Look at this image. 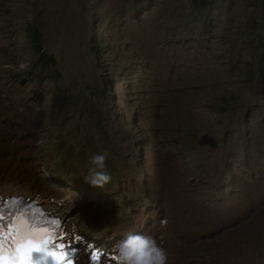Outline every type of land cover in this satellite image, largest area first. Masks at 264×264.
I'll use <instances>...</instances> for the list:
<instances>
[{"label": "rangeland", "instance_id": "1", "mask_svg": "<svg viewBox=\"0 0 264 264\" xmlns=\"http://www.w3.org/2000/svg\"><path fill=\"white\" fill-rule=\"evenodd\" d=\"M199 4L0 0V128L7 121L3 130L18 137L13 148L0 145V156L34 174L41 145L28 137L53 145L59 153L41 161L49 189L38 191L101 244L130 227L150 229L147 219L164 214L171 264H264V85L258 74L248 80L252 46L261 44L249 30L260 32L264 9L234 0L224 15L200 17ZM29 28L56 65L38 64ZM57 86L67 97L83 94L82 113L70 104L51 116ZM205 134L216 149L200 145ZM104 146L108 168L125 173L103 190L85 182L81 166ZM7 179L1 196L13 187Z\"/></svg>", "mask_w": 264, "mask_h": 264}, {"label": "clouds", "instance_id": "2", "mask_svg": "<svg viewBox=\"0 0 264 264\" xmlns=\"http://www.w3.org/2000/svg\"><path fill=\"white\" fill-rule=\"evenodd\" d=\"M108 153H110L109 146H104V152L90 155L89 163L91 167L89 168V175L84 179L93 188L103 189L112 180V171L108 167L112 165L113 160L108 158ZM8 160L10 159L0 158V180L8 178L7 181L13 187L9 188L8 195H0V212L6 220V230L16 234L19 243H26L28 239H33V244L43 251L47 247L50 249L53 241H59L60 244L74 242V245L69 246L72 250H76L73 255L75 257L73 264L172 263L173 254L170 235L164 229L169 222L166 215L156 214L151 219H147V225L150 229L139 226L130 227L122 231L119 236L111 238L108 243L101 244L99 241L85 235L78 227H71L66 218L58 211H51L41 196V192L38 191L43 185L42 193H46L49 189L46 184L27 174L28 171L24 170L20 164L10 165L11 162ZM106 162L109 163L108 166ZM190 173L196 179L198 171L190 169ZM33 180L37 182L35 184L31 183ZM186 197L193 200L191 195H186ZM62 201L64 200L60 199V202ZM258 223L264 226V218H261ZM30 224L47 229H37L36 233H31L29 230ZM106 228L108 226L99 227L97 232L100 233ZM44 238H47L49 242L43 244L45 246H39ZM65 249H68V247ZM42 251H31L27 258L31 257L30 261L33 262L39 255L48 256L49 251L46 253ZM0 255H3L5 261H8L9 264L13 259L18 258L19 254L3 250ZM57 261L58 264H67V257L63 262L58 259Z\"/></svg>", "mask_w": 264, "mask_h": 264}, {"label": "trees", "instance_id": "3", "mask_svg": "<svg viewBox=\"0 0 264 264\" xmlns=\"http://www.w3.org/2000/svg\"><path fill=\"white\" fill-rule=\"evenodd\" d=\"M260 6L262 7V9H264V0H258ZM234 0H200V4L197 5L194 8L193 13H195V15H198L200 17H204L206 15H211L212 16V12L217 13L219 16L224 15L225 13H227L231 6L233 5ZM264 13V10H263ZM203 25H205L204 22H202ZM260 32L253 31L252 29L249 30V35L250 37L255 40L256 38L258 39V42H260V45H254L252 46V50H251V54L253 56L252 61L249 63L248 69H249V78L248 80H251L255 75L258 74V79L259 82L261 84L264 85V15H263V23L261 28L259 29ZM27 41L29 43V45L31 46V48L33 49V51L35 52V54L38 57V64L43 67V68H48L51 66L56 65V58L53 54L49 53L47 50H45L44 48V44H43V40H42V34L39 30L35 29V28H29L27 30V35H26ZM262 46L261 48V52L260 55H256L255 53L258 51V48ZM93 50L95 52H98L99 50H103V41L102 40H94V46H93ZM255 63V64H254ZM107 80V78H105ZM64 90L60 87L57 86V94L54 97V101L52 103L53 110L54 112L51 113V116H55L57 113H59V110L62 109V106H69L71 104L72 108H74L76 106V108L78 110L81 111V108H79V106L81 105L80 102L85 100V97L83 96V94H78V95H71L69 97L65 96L63 92ZM70 98H73L70 102ZM228 101H226L223 96L221 99V105L219 107L220 111H224L227 109L226 104ZM87 110L89 112H91L92 110L94 111H98L95 107L92 106V104H90L89 108H87ZM80 116V115H79ZM54 118V117H53ZM95 118L94 115L91 116V119L93 120ZM6 122H1L2 124V128H0V145H6L9 148H13L16 143L18 142V137L16 135H11L9 132H7V130H3L4 125H6ZM28 141L34 145H37L39 143V145H41L40 147L35 149V159L36 161L34 162V174L30 173V172H26L27 174H29L31 177H35L37 179H39L41 182H45L46 178H44L46 176L45 171L43 170L42 166H41V161L44 160V157H46L47 153L49 150H52L54 153L58 154L59 152L56 150V148L51 145L50 143H47V140H43V138H41V136L37 133H33L28 137ZM93 142H91L92 144ZM82 153L85 154L88 158H89V154L88 151L83 149ZM0 158H6L3 156H0ZM10 160H8L9 162H11L10 165L14 164L16 165L15 161H13L11 158H8ZM109 164L108 162H106V165ZM108 166V165H107ZM91 167L90 164L81 166V168L83 169V171L89 174V168ZM24 169V168H23ZM26 170V169H24ZM25 172V171H24ZM38 172V173H37ZM114 173V174H113ZM125 173L124 170L117 172L116 170H114L111 174L112 176V180L111 182H115L118 178V174H123ZM111 182L109 184L106 185V187H108ZM96 199H102L104 197L103 194H98L97 196H95ZM101 209L105 208V205H98Z\"/></svg>", "mask_w": 264, "mask_h": 264}, {"label": "snow or ice", "instance_id": "4", "mask_svg": "<svg viewBox=\"0 0 264 264\" xmlns=\"http://www.w3.org/2000/svg\"><path fill=\"white\" fill-rule=\"evenodd\" d=\"M39 228V226H37ZM48 239L44 238L43 243H48ZM31 246V247H30ZM51 248L56 249L60 247L59 241H53L50 245ZM35 250L36 252H41L42 249L38 246L33 244V239H28L26 243H20L15 247V253L19 254L18 258L13 259L11 264H27V256L28 254ZM48 256L56 258L61 262L65 261L67 257V264H73V259L70 253L65 252H57V251H49L47 253ZM0 264H8V261H5L3 255H0Z\"/></svg>", "mask_w": 264, "mask_h": 264}, {"label": "water", "instance_id": "5", "mask_svg": "<svg viewBox=\"0 0 264 264\" xmlns=\"http://www.w3.org/2000/svg\"><path fill=\"white\" fill-rule=\"evenodd\" d=\"M200 145H206V146H209L211 149H214L218 146V141L211 135L205 134L202 136L200 140Z\"/></svg>", "mask_w": 264, "mask_h": 264}, {"label": "bare ground", "instance_id": "6", "mask_svg": "<svg viewBox=\"0 0 264 264\" xmlns=\"http://www.w3.org/2000/svg\"><path fill=\"white\" fill-rule=\"evenodd\" d=\"M4 193H0V195H3ZM7 194V193H6ZM73 258V257H72Z\"/></svg>", "mask_w": 264, "mask_h": 264}]
</instances>
